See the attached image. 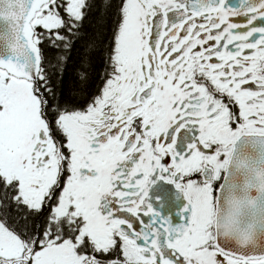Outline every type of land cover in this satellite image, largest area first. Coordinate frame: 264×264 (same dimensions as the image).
Wrapping results in <instances>:
<instances>
[{
	"label": "snow or ice",
	"instance_id": "snow-or-ice-1",
	"mask_svg": "<svg viewBox=\"0 0 264 264\" xmlns=\"http://www.w3.org/2000/svg\"><path fill=\"white\" fill-rule=\"evenodd\" d=\"M0 264H264V0H0Z\"/></svg>",
	"mask_w": 264,
	"mask_h": 264
}]
</instances>
